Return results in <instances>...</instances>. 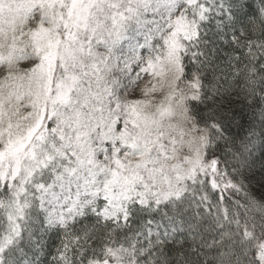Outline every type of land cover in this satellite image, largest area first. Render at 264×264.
Instances as JSON below:
<instances>
[{"label":"snow or ice","instance_id":"1","mask_svg":"<svg viewBox=\"0 0 264 264\" xmlns=\"http://www.w3.org/2000/svg\"><path fill=\"white\" fill-rule=\"evenodd\" d=\"M0 264H264V0H0Z\"/></svg>","mask_w":264,"mask_h":264}]
</instances>
